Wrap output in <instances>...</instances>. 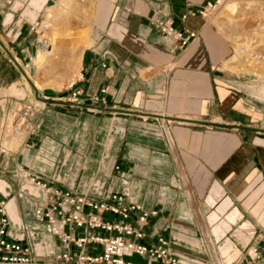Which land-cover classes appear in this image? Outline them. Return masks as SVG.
Returning <instances> with one entry per match:
<instances>
[{
    "label": "crops",
    "instance_id": "crops-1",
    "mask_svg": "<svg viewBox=\"0 0 264 264\" xmlns=\"http://www.w3.org/2000/svg\"><path fill=\"white\" fill-rule=\"evenodd\" d=\"M72 1L0 0L8 237L64 264L54 261L58 240L34 216L44 202L34 177L93 198L124 192L128 202L157 209L145 227L149 242L165 236L187 264H233L264 236V107L228 71L227 38L193 11L205 0H87L94 30L73 81L79 106L67 90L36 98L23 68L42 43L30 26ZM159 21L200 36L179 49ZM102 88V101L93 102Z\"/></svg>",
    "mask_w": 264,
    "mask_h": 264
},
{
    "label": "built area",
    "instance_id": "built-area-1",
    "mask_svg": "<svg viewBox=\"0 0 264 264\" xmlns=\"http://www.w3.org/2000/svg\"><path fill=\"white\" fill-rule=\"evenodd\" d=\"M84 1V0H78ZM219 0H205L196 12L208 16ZM184 18L186 17L183 16ZM42 21L30 26L31 33L41 32ZM164 38L184 49L200 35L195 30L179 28L171 21H159L156 25ZM33 61L27 56L25 66ZM66 90L69 103L79 106L81 89ZM65 90V91H66ZM102 88L93 95L92 101H102ZM3 151V150H2ZM43 190L44 202L33 209L34 216L45 226L47 234L58 240L59 249L55 262L64 264H187L170 249L169 240L157 235L153 242L147 240L145 227L157 215V209L147 210L141 205L127 201L124 192H111L101 198L77 195L72 191L51 187L31 178ZM7 200L0 197V264H50L31 254L28 247L8 237L9 217ZM137 256L140 260H133ZM233 264H264V236L252 243L245 255Z\"/></svg>",
    "mask_w": 264,
    "mask_h": 264
},
{
    "label": "rangeland",
    "instance_id": "rangeland-1",
    "mask_svg": "<svg viewBox=\"0 0 264 264\" xmlns=\"http://www.w3.org/2000/svg\"><path fill=\"white\" fill-rule=\"evenodd\" d=\"M93 16L87 0H73L62 11L47 10L39 18L40 52L33 55L30 70L23 65L32 93L55 96L74 81L81 53L92 43ZM208 16L232 48L227 67L238 76L239 89L264 107V0H221Z\"/></svg>",
    "mask_w": 264,
    "mask_h": 264
},
{
    "label": "water",
    "instance_id": "water-1",
    "mask_svg": "<svg viewBox=\"0 0 264 264\" xmlns=\"http://www.w3.org/2000/svg\"><path fill=\"white\" fill-rule=\"evenodd\" d=\"M35 97H36V98H39V99H42V98H40V97L38 96L37 91L35 92Z\"/></svg>",
    "mask_w": 264,
    "mask_h": 264
},
{
    "label": "bare ground",
    "instance_id": "bare-ground-1",
    "mask_svg": "<svg viewBox=\"0 0 264 264\" xmlns=\"http://www.w3.org/2000/svg\"><path fill=\"white\" fill-rule=\"evenodd\" d=\"M221 2V0H219V3Z\"/></svg>",
    "mask_w": 264,
    "mask_h": 264
}]
</instances>
